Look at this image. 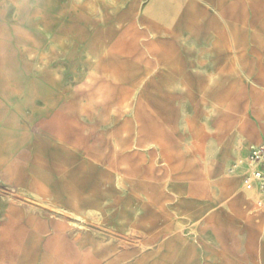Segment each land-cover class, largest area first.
Listing matches in <instances>:
<instances>
[{
    "label": "rangeland",
    "instance_id": "rangeland-1",
    "mask_svg": "<svg viewBox=\"0 0 264 264\" xmlns=\"http://www.w3.org/2000/svg\"><path fill=\"white\" fill-rule=\"evenodd\" d=\"M144 1L0 0V264L254 261L264 205L228 169L264 140V46H146Z\"/></svg>",
    "mask_w": 264,
    "mask_h": 264
},
{
    "label": "crops",
    "instance_id": "crops-1",
    "mask_svg": "<svg viewBox=\"0 0 264 264\" xmlns=\"http://www.w3.org/2000/svg\"><path fill=\"white\" fill-rule=\"evenodd\" d=\"M260 7L261 0H145L139 15V26L144 34L150 37L146 46H165L170 41L171 36H176L179 32L189 31L195 32L196 37L204 40L205 42L201 43L204 46L219 45L226 48L229 46H248L258 48L264 46V24L255 23L253 21L248 22L247 25H245L244 15L246 9H250L252 14H254L255 8L258 9ZM230 10L235 12L234 14L237 16L236 28H234L237 32V38L234 40L236 42L233 43L230 42L228 37ZM162 15L171 19L169 27H164L161 24L160 18ZM214 30L220 31L219 38H215L216 42L213 41ZM228 61L229 55L228 52H226L222 62L228 63ZM155 62L156 64H162V68L164 67L165 60L157 58ZM237 62L244 63L242 59H239ZM162 72L164 73L166 70H162ZM173 77L182 78L186 77V75H183L181 72H176ZM226 78H233V76H227ZM237 79L238 83L242 86L244 76L242 78H239L238 76ZM254 80L256 81H253L254 87L252 90H261V93L263 94H261L260 91L256 92V94L264 95V61L258 74L254 76ZM213 89L214 88L212 87L206 88V90ZM232 89H234L233 86L228 84L221 87V90ZM176 90H195V88L178 87ZM253 121L257 122L254 117ZM238 136L239 143L246 148L264 144V140H260L259 142L254 141L247 144V141L243 139V136L240 134H238ZM233 177L242 179V173H238ZM245 193L248 200H250L248 194L256 195L255 192L245 191ZM244 203L243 200L237 204V209L239 211L245 206ZM257 217L258 215L252 220H249L248 217H246L244 218V222H254V224L261 223L264 217L260 219H257ZM237 227L246 229L243 243L245 249L251 251L250 253L254 256V261L248 264H264V259L261 257L264 255V233L261 231H253V226ZM238 233L239 232H237L236 235L233 234L231 237L238 239ZM233 245L235 246V242ZM237 245H239V241H237L236 246Z\"/></svg>",
    "mask_w": 264,
    "mask_h": 264
},
{
    "label": "built area",
    "instance_id": "built-area-1",
    "mask_svg": "<svg viewBox=\"0 0 264 264\" xmlns=\"http://www.w3.org/2000/svg\"><path fill=\"white\" fill-rule=\"evenodd\" d=\"M228 171L231 175L242 173L243 189L256 193L257 206L264 205V144L251 148L245 158L232 163Z\"/></svg>",
    "mask_w": 264,
    "mask_h": 264
}]
</instances>
